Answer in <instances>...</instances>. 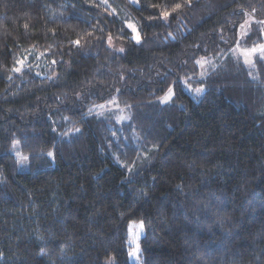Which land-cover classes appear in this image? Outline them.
Segmentation results:
<instances>
[{
	"label": "trees",
	"instance_id": "trees-1",
	"mask_svg": "<svg viewBox=\"0 0 264 264\" xmlns=\"http://www.w3.org/2000/svg\"><path fill=\"white\" fill-rule=\"evenodd\" d=\"M241 41L264 0H0V264H134L135 221L143 264H264V59Z\"/></svg>",
	"mask_w": 264,
	"mask_h": 264
},
{
	"label": "rangeland",
	"instance_id": "rangeland-1",
	"mask_svg": "<svg viewBox=\"0 0 264 264\" xmlns=\"http://www.w3.org/2000/svg\"><path fill=\"white\" fill-rule=\"evenodd\" d=\"M254 19H251L246 22L241 27L240 35L241 39H243L246 32L251 28L253 25ZM137 35V34H136ZM113 45V44H112ZM231 54L236 57L237 59L244 62L251 70V74L257 77L258 66L256 63L257 57H261L264 59V41L260 43H248L245 41H241L232 51ZM212 66L215 64V58H210ZM201 65H205L204 63L208 64L207 60H200ZM204 69V67H202ZM208 70L204 69L202 75H207ZM259 77V75H258ZM173 96V91H168L160 100L162 102H168L171 97ZM124 109L119 107L116 103H110L108 105L101 106L97 113L102 114L104 118H116L117 120H122L124 115ZM145 234V227L142 221H135L132 222L130 225V252H129V259L134 264H143L141 247H140V239ZM132 253H135L132 255ZM114 257H110L107 264L114 262Z\"/></svg>",
	"mask_w": 264,
	"mask_h": 264
},
{
	"label": "snow or ice",
	"instance_id": "snow-or-ice-1",
	"mask_svg": "<svg viewBox=\"0 0 264 264\" xmlns=\"http://www.w3.org/2000/svg\"><path fill=\"white\" fill-rule=\"evenodd\" d=\"M133 2H134V3H137L138 0H133ZM186 2H187L189 5H191L192 0H186ZM180 7H182V5H180V4H177V5H176V8H180ZM163 15H164L165 18H167V16L169 15V13L165 12ZM128 27L131 28L133 32H136V28H135L134 25L129 24ZM134 38H135V40H136L138 43L140 42V36H139V34H137ZM73 43H74V45H76V46H79V45H80V41H79V40L73 41ZM121 50H122V49H121ZM17 71H19V69H17ZM169 91H171V89H170ZM198 91H199V90H198ZM49 155H52V154L49 153ZM25 159H26V158H25ZM134 254H135V253H132V255H134Z\"/></svg>",
	"mask_w": 264,
	"mask_h": 264
}]
</instances>
